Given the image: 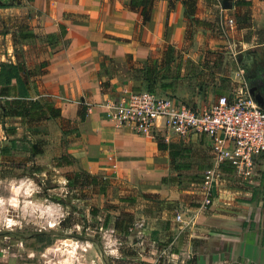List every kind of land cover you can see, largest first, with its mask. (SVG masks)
<instances>
[{
    "label": "crops",
    "instance_id": "0c3cea01",
    "mask_svg": "<svg viewBox=\"0 0 264 264\" xmlns=\"http://www.w3.org/2000/svg\"><path fill=\"white\" fill-rule=\"evenodd\" d=\"M201 3L197 0L199 18ZM20 23H27L38 37L24 41L20 45L22 52L18 53L12 44V32ZM60 25L65 33L57 42L49 44L42 38L47 33H58ZM187 26L179 1L169 10L167 0H154L149 20L143 23L141 16L130 8L129 0H0V61L15 62L19 57L28 68L41 65L42 72L31 79V96L50 98L60 108L61 117L47 121L48 125L58 122L57 140L47 142L43 153L32 162L40 156L48 157L53 149L52 157L72 156L73 164L65 166L98 175L105 183L125 184L124 192L156 194L178 203L189 215L183 219L184 227H180L188 232H173L172 238L179 245L183 238L187 239L186 249L193 248L190 243L194 238L201 241L198 248L195 245L197 264H264V169L253 184L220 169L212 204L204 206L200 184H190L188 190L179 189L177 182H162V177L176 175L167 151L157 147L155 137L163 134L162 129L142 134L129 125H116L102 106L105 100L117 97L123 87L140 85L137 81L122 82L117 74L120 66L144 62L149 57L161 60L168 46L176 49L179 56L182 77L178 79L176 96L188 98L185 86L189 83L197 84V91L190 93L196 104L203 88L226 94L233 87L232 82L228 84L215 76L213 84H209L200 78V73L205 74L207 69L200 66V60L195 61L200 54L198 49H235V42L243 43L244 39H233L235 31L212 34L208 28L188 38ZM117 63L121 65L117 67ZM3 101L0 98V142L5 141L1 147L7 142L6 128L16 126L18 133L25 127L19 117H2ZM60 119L71 125L62 127ZM199 138L204 141L201 148L209 161L210 146L204 135L191 133L182 140L196 147ZM176 140L179 138L175 136L170 139ZM16 149L11 147L10 155L4 157L14 156ZM25 155L28 157L29 152ZM164 219L168 222V217Z\"/></svg>",
    "mask_w": 264,
    "mask_h": 264
},
{
    "label": "rangeland",
    "instance_id": "374dc122",
    "mask_svg": "<svg viewBox=\"0 0 264 264\" xmlns=\"http://www.w3.org/2000/svg\"><path fill=\"white\" fill-rule=\"evenodd\" d=\"M236 1L232 0L233 7L225 10L220 0H201L198 9L201 18L213 24L210 33L235 31L233 39L247 42H235V49H198L200 54L195 61L200 60V66L207 69L200 78L209 84H213L218 76L220 81L232 82L230 86L237 88L241 85L243 70L235 53L245 50L238 48H264V0H248L250 4L240 6H235ZM242 16L247 17L244 24L249 26L236 29V21ZM229 18L233 27L225 26V20ZM186 29L190 33L208 30H200L195 25H188ZM120 65L117 63L116 66ZM195 65L196 62L193 67ZM119 68V79L131 84L129 74ZM189 84L185 86L188 98L173 94L188 106L208 105L219 95L203 88L202 97L196 104L190 93L197 91V84ZM60 123L62 127L71 125L64 120ZM56 124L46 122L49 133L44 146L50 140H57ZM22 133L20 128L17 137ZM4 143L2 140L0 145ZM17 144L19 147L14 156H0V264H197L195 245L197 247L201 241L191 239L194 250L185 248L189 246L187 239L183 238L179 245L172 238L173 232L183 231L184 235L188 232L180 228L184 227L183 222L175 220V213H182L183 219L189 216L178 203H171L156 194L124 192L126 185L121 183L106 182L105 193H101L98 187L69 188L67 178L77 170L73 166H56V158L51 156L53 149L48 157L40 156L37 162H32L25 155L26 142L19 140ZM189 186L182 183L178 188L189 190ZM126 208L133 214V222L126 231L113 229L114 217ZM165 228H170V233L165 232Z\"/></svg>",
    "mask_w": 264,
    "mask_h": 264
},
{
    "label": "trees",
    "instance_id": "16d2710c",
    "mask_svg": "<svg viewBox=\"0 0 264 264\" xmlns=\"http://www.w3.org/2000/svg\"><path fill=\"white\" fill-rule=\"evenodd\" d=\"M167 1L169 10L174 8L177 1L181 3L182 16L188 25L212 29L213 24L210 21L196 16L197 0ZM153 2L154 0H129V6L141 16L142 22L146 23L149 20ZM249 2L248 0H237L235 6L247 5L250 4ZM246 18L242 16L236 21V29H243L249 26L244 24ZM59 30L58 33L44 34L42 38L49 44L57 42L65 33L63 25H60ZM193 34L194 32L190 33L186 29V37L189 38ZM37 37L27 23L16 25L12 32V44L16 48L15 51L21 53L22 48L20 45L24 41H33ZM178 57L176 49L168 46L161 60L149 57L144 62L133 61V63L121 67V69H125L132 82L137 81L140 83L139 86H131L132 90H145L174 97L173 94L176 91L178 79L182 77L177 61ZM175 62L177 63L176 65ZM175 66L176 70L173 69ZM41 72V65L28 68L25 61L19 57L15 62L0 61V98H4L2 117H19L25 126L21 137L16 135V126L6 128L7 142L0 149L1 156L8 154L10 148L17 147V142L22 140L26 142L24 149L29 152V160H33L36 155H40L44 151L45 137L49 133L46 128V122L50 119L61 117L60 108L55 106L50 98L35 99L31 96V79ZM202 73L203 71L200 74ZM155 139L158 149L167 151L171 168L176 171V175L162 177V182H177L178 185L182 183L200 184L202 182L203 171L209 166L207 156H205L204 150L201 148V145H204L202 138H199L196 147L188 145L182 139L169 142L164 141L159 136H156ZM73 162L74 160L70 154H62L56 157L55 165L61 167L71 165ZM220 169L225 172L233 171V167L227 163L222 164ZM185 171H190V174H183ZM102 179V177L92 175L83 169L74 171L72 176L67 178L69 188L98 187L101 193H105L106 183ZM132 222L133 214L122 211L114 217L113 229L126 231ZM118 264L123 263L119 262Z\"/></svg>",
    "mask_w": 264,
    "mask_h": 264
},
{
    "label": "built area",
    "instance_id": "2783aa9c",
    "mask_svg": "<svg viewBox=\"0 0 264 264\" xmlns=\"http://www.w3.org/2000/svg\"><path fill=\"white\" fill-rule=\"evenodd\" d=\"M233 27V21L225 20ZM102 106L116 125H129L137 133H151L160 128L164 141L182 139L191 133L203 134L209 141V166L203 171L200 190L204 206L212 204L213 189L227 163L233 174L253 184L264 169V110L242 84L218 95L213 102L191 107L166 94L134 91L123 87L117 97ZM177 222H183L180 213Z\"/></svg>",
    "mask_w": 264,
    "mask_h": 264
},
{
    "label": "flooded vegetation",
    "instance_id": "af4514ba",
    "mask_svg": "<svg viewBox=\"0 0 264 264\" xmlns=\"http://www.w3.org/2000/svg\"><path fill=\"white\" fill-rule=\"evenodd\" d=\"M238 65L243 67L242 84L251 90L249 95L258 103H262L264 108V48L252 49Z\"/></svg>",
    "mask_w": 264,
    "mask_h": 264
},
{
    "label": "water",
    "instance_id": "95a60500",
    "mask_svg": "<svg viewBox=\"0 0 264 264\" xmlns=\"http://www.w3.org/2000/svg\"><path fill=\"white\" fill-rule=\"evenodd\" d=\"M220 5L222 7V9H225V10H229L233 7V3H232V0H221L220 1ZM254 49V48H252ZM252 49H245V50H241V51H238L235 53V59L237 61V63H241L242 60L245 58V57H250L248 54L252 51ZM243 68V67H242ZM250 94H251V90L248 91ZM258 104L262 107L263 104L262 103H259ZM264 110V108H263ZM78 238L80 239H84V237H80L78 236Z\"/></svg>",
    "mask_w": 264,
    "mask_h": 264
}]
</instances>
